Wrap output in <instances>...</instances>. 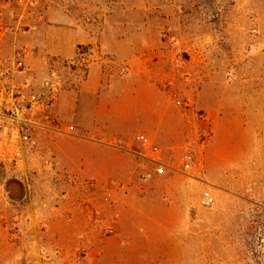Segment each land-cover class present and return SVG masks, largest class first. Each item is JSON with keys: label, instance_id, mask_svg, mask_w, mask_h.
<instances>
[{"label": "rangeland", "instance_id": "374dc122", "mask_svg": "<svg viewBox=\"0 0 264 264\" xmlns=\"http://www.w3.org/2000/svg\"><path fill=\"white\" fill-rule=\"evenodd\" d=\"M3 21L37 91L50 27L87 66L62 70L23 161L0 158V264H264V0H12Z\"/></svg>", "mask_w": 264, "mask_h": 264}, {"label": "built area", "instance_id": "2783aa9c", "mask_svg": "<svg viewBox=\"0 0 264 264\" xmlns=\"http://www.w3.org/2000/svg\"><path fill=\"white\" fill-rule=\"evenodd\" d=\"M12 0H0V46L3 45L9 30L3 21L4 11L9 9ZM35 54L28 48H14L9 54L0 52V128L4 130L7 140L0 141V158L9 159L19 165L23 161L26 149L33 148L34 142L30 139L28 131L38 126L34 119L38 116L46 117L48 107L58 100V94L63 88L62 70L66 66L86 68V61L82 57H75L62 61L54 57L46 63L47 78L43 81L44 92L35 89L33 75L27 65V59ZM19 75H23L21 80ZM184 105L192 108L193 101L187 99ZM146 142L144 148H149ZM156 165V173L164 174L166 171L177 172L172 164L176 161V154L171 152L164 155L157 149L150 150L148 157ZM182 163L184 169H191L189 157ZM204 205L209 206L212 198L206 196Z\"/></svg>", "mask_w": 264, "mask_h": 264}, {"label": "crops", "instance_id": "0c3cea01", "mask_svg": "<svg viewBox=\"0 0 264 264\" xmlns=\"http://www.w3.org/2000/svg\"><path fill=\"white\" fill-rule=\"evenodd\" d=\"M81 44L79 38L74 33L62 28H52L48 30V39L45 43L42 54L51 57L70 58L75 53V47ZM32 66L35 60L31 62ZM40 65V64H39ZM33 68V67H32ZM100 67H92L89 71V76L83 84L80 92L88 95H97L101 87V71Z\"/></svg>", "mask_w": 264, "mask_h": 264}]
</instances>
